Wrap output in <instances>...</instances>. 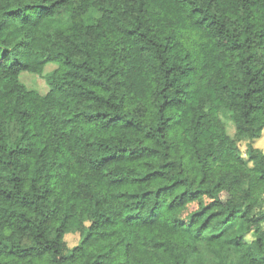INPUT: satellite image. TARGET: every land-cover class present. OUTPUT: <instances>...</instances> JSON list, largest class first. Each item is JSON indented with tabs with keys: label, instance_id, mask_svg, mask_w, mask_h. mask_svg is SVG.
I'll return each mask as SVG.
<instances>
[{
	"label": "trees",
	"instance_id": "obj_1",
	"mask_svg": "<svg viewBox=\"0 0 264 264\" xmlns=\"http://www.w3.org/2000/svg\"><path fill=\"white\" fill-rule=\"evenodd\" d=\"M263 128L264 0H0V264H264Z\"/></svg>",
	"mask_w": 264,
	"mask_h": 264
},
{
	"label": "rangeland",
	"instance_id": "obj_2",
	"mask_svg": "<svg viewBox=\"0 0 264 264\" xmlns=\"http://www.w3.org/2000/svg\"><path fill=\"white\" fill-rule=\"evenodd\" d=\"M97 15H98V13L95 10L91 9L86 13L85 19L87 21L91 22V21H93V19ZM52 67L53 66H50L48 69H50ZM24 80L28 84L31 82H36L38 84V86L40 87L39 89L43 90V86L45 87L44 81L42 80V78H40L38 76H31V77L26 76ZM221 117L224 119V121L226 123L227 131L230 134H233L234 133V123L223 112H221ZM235 140H236V145H237L239 151L241 152L242 156L246 159H248L247 152L251 146H254V147L260 149L264 153V128H263L260 136H258L256 138H250V137L245 136V135H237ZM195 206H196V204L194 202L190 203L188 206V210L195 208ZM244 238L246 240H251L253 238L252 231L245 233ZM78 239H79V236L77 233H67L65 235V240H66L69 247L74 245L75 243H77Z\"/></svg>",
	"mask_w": 264,
	"mask_h": 264
}]
</instances>
